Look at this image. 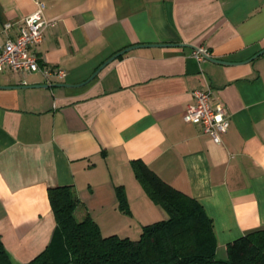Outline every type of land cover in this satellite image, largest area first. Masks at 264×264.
<instances>
[{
	"label": "crops",
	"instance_id": "obj_1",
	"mask_svg": "<svg viewBox=\"0 0 264 264\" xmlns=\"http://www.w3.org/2000/svg\"><path fill=\"white\" fill-rule=\"evenodd\" d=\"M38 1L56 21L35 48L41 69L0 72V236L12 257L49 244L51 187L73 185L76 217L89 213L105 235L138 238L165 218L136 159L204 204L219 258L264 227V0H0V46ZM199 46L211 56L198 60ZM198 88L230 114L221 143L183 118Z\"/></svg>",
	"mask_w": 264,
	"mask_h": 264
},
{
	"label": "trees",
	"instance_id": "obj_2",
	"mask_svg": "<svg viewBox=\"0 0 264 264\" xmlns=\"http://www.w3.org/2000/svg\"><path fill=\"white\" fill-rule=\"evenodd\" d=\"M133 167L150 198L167 213L145 224L138 238L103 234L89 213L78 219L76 189L59 185L48 190L56 218L49 244L36 257L20 262L0 236V264H264V227L230 241L227 257L219 258L215 222L204 204L162 179L144 160H134ZM118 201L129 211L122 187Z\"/></svg>",
	"mask_w": 264,
	"mask_h": 264
},
{
	"label": "built area",
	"instance_id": "obj_3",
	"mask_svg": "<svg viewBox=\"0 0 264 264\" xmlns=\"http://www.w3.org/2000/svg\"><path fill=\"white\" fill-rule=\"evenodd\" d=\"M45 4L38 1L34 12L25 17V23L16 38H9L0 46V72L27 74L41 69L39 55L35 48L45 38V30L55 24L54 19L44 16ZM206 46L195 49L198 60L211 56ZM48 78L51 75L64 76L63 70L43 69ZM183 118L186 122L202 125L211 138L221 143L230 125V114L223 102H213L210 89L198 88L193 91V101L188 103Z\"/></svg>",
	"mask_w": 264,
	"mask_h": 264
},
{
	"label": "water",
	"instance_id": "obj_4",
	"mask_svg": "<svg viewBox=\"0 0 264 264\" xmlns=\"http://www.w3.org/2000/svg\"><path fill=\"white\" fill-rule=\"evenodd\" d=\"M137 45H133V46H129L123 50H120L119 52H117L116 54L112 55L111 57H109L107 60H105L93 73L91 78H94L105 66H107L111 61H113L115 58H117L118 56L122 55L124 52L128 51L129 49L136 47ZM47 84H36V85H32V86H46ZM30 86V85H29Z\"/></svg>",
	"mask_w": 264,
	"mask_h": 264
},
{
	"label": "rangeland",
	"instance_id": "obj_5",
	"mask_svg": "<svg viewBox=\"0 0 264 264\" xmlns=\"http://www.w3.org/2000/svg\"><path fill=\"white\" fill-rule=\"evenodd\" d=\"M139 235H140V233H139Z\"/></svg>",
	"mask_w": 264,
	"mask_h": 264
}]
</instances>
